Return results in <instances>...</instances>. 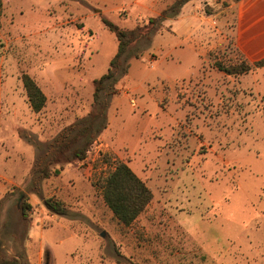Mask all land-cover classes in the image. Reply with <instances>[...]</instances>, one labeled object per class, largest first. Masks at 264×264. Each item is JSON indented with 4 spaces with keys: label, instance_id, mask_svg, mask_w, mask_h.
Listing matches in <instances>:
<instances>
[{
    "label": "rangeland",
    "instance_id": "374dc122",
    "mask_svg": "<svg viewBox=\"0 0 264 264\" xmlns=\"http://www.w3.org/2000/svg\"><path fill=\"white\" fill-rule=\"evenodd\" d=\"M151 1L111 0L97 13L91 0H3L0 245L7 255L21 254L25 264H264V65L242 73L218 67L245 59L234 36L238 0H190L209 29L196 37L199 58L185 55L194 36L178 48L170 40L180 35L156 38L163 22L151 41L133 44L104 94L108 125L87 157L63 162L50 177L35 170L56 136L94 109V79L118 49L102 19L133 29L174 2ZM24 73L47 96L39 112ZM116 159L153 195L129 226L98 185ZM46 197L69 213L50 211Z\"/></svg>",
    "mask_w": 264,
    "mask_h": 264
},
{
    "label": "trees",
    "instance_id": "16d2710c",
    "mask_svg": "<svg viewBox=\"0 0 264 264\" xmlns=\"http://www.w3.org/2000/svg\"><path fill=\"white\" fill-rule=\"evenodd\" d=\"M190 0H174L160 15L149 17L147 22L138 24L133 29H125L108 18H103L106 27L111 30L117 40L118 49L111 58L110 66L104 74L94 79V109L89 115L65 127L55 138L50 157L39 164L35 170L41 178L59 174L63 169V162L84 160L97 136L107 127L108 102L104 98L107 88L114 85L119 71L122 69L125 56L140 39L151 41L158 32L160 24L170 17H175L182 6ZM3 9V0H0V16ZM140 53H136L138 57ZM244 56V55H243ZM245 58V57H244ZM264 65V59L249 62L246 58L239 65H223L218 62V67L227 73L247 72L253 67ZM23 85L33 111H41L47 102V96L37 81L28 73L22 75ZM107 93H111L110 91ZM53 165H60L53 170ZM98 185L102 191L105 203L113 211L120 223L129 226L143 212L152 199V191L146 182L122 159H116L114 166L106 175L102 176ZM46 207L53 213L66 215L69 213L64 202L53 198H44ZM32 204L26 199L22 202L21 215L24 221L30 223ZM0 264H25L24 256L16 254L7 255L0 245Z\"/></svg>",
    "mask_w": 264,
    "mask_h": 264
},
{
    "label": "crops",
    "instance_id": "0c3cea01",
    "mask_svg": "<svg viewBox=\"0 0 264 264\" xmlns=\"http://www.w3.org/2000/svg\"><path fill=\"white\" fill-rule=\"evenodd\" d=\"M91 1L95 4L96 12L101 13L102 7L106 6L107 2L111 0ZM159 1L161 0H152L151 4L156 5ZM191 1L182 6L177 16L163 21L162 30H166V27L169 28L164 33L162 30H159L155 37L164 36L165 33L172 36L180 35L181 38L184 37L180 41L175 42L173 39L170 40L172 42V48H178L183 47L185 42H189L190 38L194 36V44L188 43L189 51H185V55H190L194 52L199 58L200 52L197 49L196 37L200 40L202 36H207L209 29L207 26L203 28L201 21L199 23L201 17L189 6ZM259 1L238 0L235 3L237 12V23L234 29L235 42L244 57L251 63L264 59V3L260 6ZM205 2L211 4L210 0H206ZM156 13L159 15L161 9L157 10ZM203 42L206 41L202 39L201 43ZM206 45L208 46V41Z\"/></svg>",
    "mask_w": 264,
    "mask_h": 264
}]
</instances>
